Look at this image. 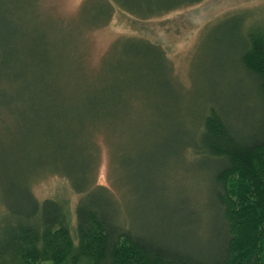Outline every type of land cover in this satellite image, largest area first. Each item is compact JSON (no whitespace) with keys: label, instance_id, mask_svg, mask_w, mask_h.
I'll use <instances>...</instances> for the list:
<instances>
[{"label":"trees","instance_id":"16d2710c","mask_svg":"<svg viewBox=\"0 0 264 264\" xmlns=\"http://www.w3.org/2000/svg\"><path fill=\"white\" fill-rule=\"evenodd\" d=\"M5 1L0 0V124L17 131L18 140L0 152V264H264V29L249 31L240 58L262 104L256 122L239 130L210 107L194 135L181 143V154L209 162L213 188L210 247H186L135 228L117 205L118 148L126 147L129 124L142 116L134 77H24L29 69L50 74L49 61L36 54L38 36L7 28ZM203 1L138 0L134 7L133 0H89L82 12L86 24L98 28L117 6L146 20ZM127 41L152 43L142 37ZM5 45L14 51L6 54ZM23 45L32 52L25 71L19 68ZM101 135L115 188L96 182ZM50 176L64 178L80 195L74 207L78 244L64 199H40L33 191ZM190 235L184 233L182 244H189Z\"/></svg>","mask_w":264,"mask_h":264},{"label":"rangeland","instance_id":"374dc122","mask_svg":"<svg viewBox=\"0 0 264 264\" xmlns=\"http://www.w3.org/2000/svg\"><path fill=\"white\" fill-rule=\"evenodd\" d=\"M87 1L6 0L7 28L18 26L42 40L35 50L49 61L50 74L24 68L26 54L32 53L26 45L19 68L31 72L24 77H134L142 116L129 124L126 147L118 148L119 211L139 230L186 247H210V165L201 156L181 154V143L194 135L210 107L239 130L256 122L262 104L240 58L249 31L264 29V0H204L146 20L117 6L111 20L98 28L86 24L82 9ZM128 37L152 43L124 42ZM4 48L6 54L14 51ZM16 134L0 124V152L15 144ZM105 140L99 137L96 182L115 188ZM33 191L40 199H64L78 244L74 207L80 195L59 176L40 181ZM184 233L191 234L189 244H182Z\"/></svg>","mask_w":264,"mask_h":264}]
</instances>
